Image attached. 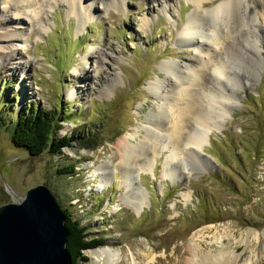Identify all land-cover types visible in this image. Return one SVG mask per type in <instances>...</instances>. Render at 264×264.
Returning <instances> with one entry per match:
<instances>
[{"label": "rangeland", "instance_id": "obj_1", "mask_svg": "<svg viewBox=\"0 0 264 264\" xmlns=\"http://www.w3.org/2000/svg\"><path fill=\"white\" fill-rule=\"evenodd\" d=\"M22 1L27 23L17 24L18 38L11 39L16 58L0 53L11 62L0 59V205L16 201L29 187L47 185L90 237L103 236L102 246L120 250L115 264H185L198 234L200 251L216 252L222 240L239 263L264 264V0H245L260 9L263 27L257 34L263 39L237 34L238 24L229 27L234 69H228L230 81L217 87L227 89L226 98L195 112L216 122L223 114V123L212 126L194 161L180 160L182 154L172 160L173 171H184L180 183L162 176L166 151L152 173L133 170V185L146 194L139 212L120 200V170L106 171L101 187L89 175L93 164H117L116 141L136 132L145 114L157 109L160 100L148 84L164 77L161 63L206 59L199 47L178 41L181 24L196 7L190 0H116L110 6L82 0L93 9L85 19L66 0ZM3 6L0 0V13L11 15ZM204 42V50L218 54L219 44ZM29 107L60 112L56 136L73 135L70 144L39 154L14 144L6 125ZM190 122L193 132L197 124ZM67 165L73 169L64 173ZM90 249L83 251L88 259L77 264H93Z\"/></svg>", "mask_w": 264, "mask_h": 264}, {"label": "bare ground", "instance_id": "obj_2", "mask_svg": "<svg viewBox=\"0 0 264 264\" xmlns=\"http://www.w3.org/2000/svg\"><path fill=\"white\" fill-rule=\"evenodd\" d=\"M66 1L78 16L85 19L93 11L88 4L84 8L82 0ZM115 1L104 0L106 6L112 5ZM207 1L209 0H190L196 8L187 15L185 22L181 24L178 35V41L184 42L186 45L193 44V47H199L201 51H204L207 56L206 59L202 60L196 55L198 58L196 64L191 62L177 64L174 61L161 63L159 67L161 72L164 71V77L155 79L148 84V89L160 100L157 109H151L145 114L142 124L137 127L136 132L124 135L116 141L117 164L109 166V160L106 164H93V169L89 175L97 176L98 180L94 185L101 187L106 183L104 179L106 171L120 170V185L124 191L120 200L136 212L142 208L146 194L142 191L141 186L140 188L133 185L137 178L136 175L132 174L133 170L139 173L148 169L152 173L156 160L163 151H166L161 162L163 166L162 176L169 179L171 183H180L184 177V171L180 172L176 169L173 171L172 160L182 154L180 160L191 161L192 159L194 161L198 157L197 149H200L206 142L212 126L218 127V124L223 123V114L222 120L216 122L212 121L211 117L206 114L195 115V112L202 107L204 109L205 105L212 106L214 102L221 103L226 98L224 90L227 89L224 87L218 89L217 87L221 83L225 86L224 81L226 83L230 81V70L228 69H234L228 60L234 42L233 37H235L232 33L233 30L230 33L229 27L238 24L235 28L237 34L246 32L247 35L250 33L251 36H259L258 30L263 27L262 24L258 23L257 12L260 9L258 11L252 10L245 0H221L211 7L204 8L203 5ZM1 2L4 4L1 10L10 12L12 16L7 13H0V26L5 24L7 27L9 26L7 31L0 27V53L6 52L5 55L9 59L16 58L11 39L18 38L13 35V33L17 34L20 28L17 24L27 23L24 17H21L25 5L22 0H1ZM263 8L260 10L262 13L264 12ZM259 37L263 39L261 35ZM204 40L219 44L218 54H211L208 49L204 50ZM240 47H243V44H240ZM257 53L259 54L258 50ZM259 56L258 61L262 59ZM261 56L264 57V54L261 53ZM0 59L4 63H11L4 56H1ZM98 60L101 58L99 57ZM201 65L202 67H200ZM257 78L258 74L252 80H257ZM167 119H171L168 125H166ZM191 120L197 124L193 132ZM71 151L69 150V152ZM182 169H187L184 162ZM134 194L137 196H133ZM112 209H117V207L114 206ZM198 236L199 234L192 238L189 243L191 257L185 260V264H241L238 262V254H235L234 250L224 248L222 240L219 241L221 236L216 239L219 241V249L215 250L216 252L210 249L206 252L200 251V242L196 241ZM87 253L92 256L93 264H115L121 256L120 250L110 245L90 249ZM249 263L247 260L246 264Z\"/></svg>", "mask_w": 264, "mask_h": 264}, {"label": "water", "instance_id": "obj_3", "mask_svg": "<svg viewBox=\"0 0 264 264\" xmlns=\"http://www.w3.org/2000/svg\"><path fill=\"white\" fill-rule=\"evenodd\" d=\"M64 221L59 202L45 184L1 204L0 264H72Z\"/></svg>", "mask_w": 264, "mask_h": 264}, {"label": "trees", "instance_id": "obj_4", "mask_svg": "<svg viewBox=\"0 0 264 264\" xmlns=\"http://www.w3.org/2000/svg\"><path fill=\"white\" fill-rule=\"evenodd\" d=\"M60 119V112L46 109L40 111L37 108L29 107L16 114L15 119L6 125L10 127V133L14 144L25 147L30 154H39L44 150L52 153L59 152L63 147L70 144L72 135L56 136L57 121ZM88 140V139H87ZM73 167L67 165L61 171L69 172ZM65 214V225L68 229L66 241L67 249L71 256L72 264L79 260L86 261L88 258L83 254L87 248H95L105 244L106 239L90 237L87 226L80 225L79 219H73L70 213L63 209Z\"/></svg>", "mask_w": 264, "mask_h": 264}]
</instances>
